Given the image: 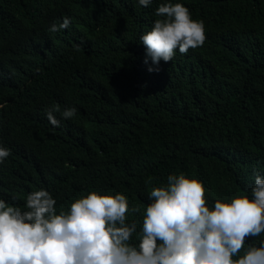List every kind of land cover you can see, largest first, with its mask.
<instances>
[{
	"label": "trees",
	"instance_id": "obj_1",
	"mask_svg": "<svg viewBox=\"0 0 264 264\" xmlns=\"http://www.w3.org/2000/svg\"><path fill=\"white\" fill-rule=\"evenodd\" d=\"M162 2L187 7L206 40L154 65L140 37ZM0 105L9 205L44 189L59 214L92 191L120 193L141 210L126 221L138 234L170 174L200 180L209 207L252 198L264 176V0H0ZM56 105L58 128L46 117Z\"/></svg>",
	"mask_w": 264,
	"mask_h": 264
},
{
	"label": "clouds",
	"instance_id": "obj_2",
	"mask_svg": "<svg viewBox=\"0 0 264 264\" xmlns=\"http://www.w3.org/2000/svg\"><path fill=\"white\" fill-rule=\"evenodd\" d=\"M138 3L146 8L152 0ZM155 16L151 30L140 37L154 65L172 61L177 49L186 55L203 46L204 23L182 3L162 2ZM69 25L65 17L49 31ZM58 111L56 105L46 113L54 128L60 127ZM76 111L67 108L61 116L71 119ZM10 154L0 145V164ZM254 181L252 198L217 199L209 207L200 180L170 174L166 186L151 189L138 234L136 221H126L129 211L141 210L129 209L124 194L92 191L59 214L57 201L44 189L28 194L23 208L0 198V264H264V176L255 173ZM248 237L260 239L246 246Z\"/></svg>",
	"mask_w": 264,
	"mask_h": 264
},
{
	"label": "bare ground",
	"instance_id": "obj_3",
	"mask_svg": "<svg viewBox=\"0 0 264 264\" xmlns=\"http://www.w3.org/2000/svg\"><path fill=\"white\" fill-rule=\"evenodd\" d=\"M13 79V78H12Z\"/></svg>",
	"mask_w": 264,
	"mask_h": 264
}]
</instances>
